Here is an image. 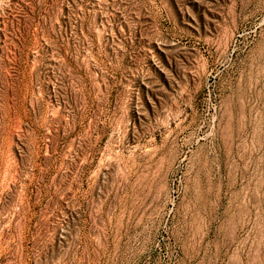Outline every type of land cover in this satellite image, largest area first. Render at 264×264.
Listing matches in <instances>:
<instances>
[{
  "label": "rangeland",
  "instance_id": "rangeland-1",
  "mask_svg": "<svg viewBox=\"0 0 264 264\" xmlns=\"http://www.w3.org/2000/svg\"><path fill=\"white\" fill-rule=\"evenodd\" d=\"M0 264H264V0H0Z\"/></svg>",
  "mask_w": 264,
  "mask_h": 264
}]
</instances>
